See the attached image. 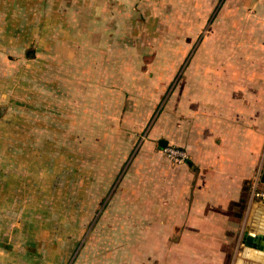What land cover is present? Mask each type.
Segmentation results:
<instances>
[{"label":"rangeland","instance_id":"1","mask_svg":"<svg viewBox=\"0 0 264 264\" xmlns=\"http://www.w3.org/2000/svg\"><path fill=\"white\" fill-rule=\"evenodd\" d=\"M241 3L34 0L0 22L1 205L27 228L35 259L131 255L113 232L137 227L119 214L138 210L140 161L172 98L206 100L225 73L264 83L248 75L264 49V13ZM150 153L171 162L159 142Z\"/></svg>","mask_w":264,"mask_h":264},{"label":"crops","instance_id":"2","mask_svg":"<svg viewBox=\"0 0 264 264\" xmlns=\"http://www.w3.org/2000/svg\"><path fill=\"white\" fill-rule=\"evenodd\" d=\"M241 2L264 13V0ZM33 7L34 0H0V22ZM259 55L248 75L264 74V49ZM226 74L206 100L185 91L162 112L140 161L138 210L119 214L137 218V227L129 222L113 232L121 230L123 251L131 255L97 263L264 264V202L251 198L256 179L264 190V83L228 81ZM164 141L185 150L188 161L177 165L150 153L154 142L164 149ZM1 203L2 197L0 264H42L29 253L27 228L14 226Z\"/></svg>","mask_w":264,"mask_h":264},{"label":"built area","instance_id":"3","mask_svg":"<svg viewBox=\"0 0 264 264\" xmlns=\"http://www.w3.org/2000/svg\"><path fill=\"white\" fill-rule=\"evenodd\" d=\"M163 151L167 158L177 165L185 164L189 159V155L185 150L175 146H167ZM251 198L252 200H260L264 202V190L260 188L258 179L252 182Z\"/></svg>","mask_w":264,"mask_h":264},{"label":"water","instance_id":"4","mask_svg":"<svg viewBox=\"0 0 264 264\" xmlns=\"http://www.w3.org/2000/svg\"><path fill=\"white\" fill-rule=\"evenodd\" d=\"M161 146L163 148H166L168 146V142L164 141V142H161Z\"/></svg>","mask_w":264,"mask_h":264}]
</instances>
